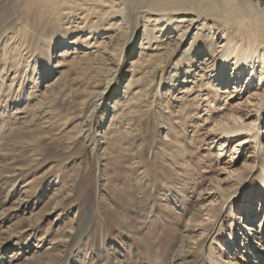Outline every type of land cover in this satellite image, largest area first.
<instances>
[{"label":"rangeland","instance_id":"1","mask_svg":"<svg viewBox=\"0 0 264 264\" xmlns=\"http://www.w3.org/2000/svg\"><path fill=\"white\" fill-rule=\"evenodd\" d=\"M127 1L130 6L137 0ZM224 1L220 0L219 9L212 13L216 14L213 25L218 33H230L234 54L242 56L249 49L247 40L236 35L233 8ZM249 1L264 11V0ZM198 2L188 0L189 7L183 12L187 14ZM39 7L28 6L26 0H0V49L5 34L15 31L19 23L37 26L39 18L33 21L31 16ZM144 13L137 9L138 19L132 23L139 35L133 38V49L126 51L107 90L102 91L103 83L97 81L103 72L96 66L110 57L102 49L104 44H111L107 46L110 51L115 45L108 25L105 34L88 40L92 48L81 47L82 37H88L82 32L68 36L70 40L78 38L73 46L53 50L50 65L56 69L26 85L25 95L30 93L26 110L24 104L16 110L15 101L1 105L0 100V115L4 117L3 122L0 119V264H174L170 249L174 242L169 238L173 230L178 235L182 228L183 221L179 225L177 219L183 220L195 210L200 192L206 194L204 204L226 205L214 232L206 237V264L216 258L229 261L235 252L233 262L253 264L247 252L256 245H250L248 237L245 244L249 246L243 252L247 234L243 226H251L255 243L263 239L264 244V230L259 232L261 220L264 222V94L256 97L264 87L252 85L253 80L247 85L246 76L240 85L242 95L228 98L222 94L224 87L206 86L209 80L201 81L200 70L188 67L184 60L189 47L185 42L163 66L155 67L156 58L150 53L157 48V41H151L149 49L142 42ZM148 29L167 42V36L150 25ZM252 42L254 53L245 67L254 61L258 66L264 34ZM223 44L218 42L213 58L189 54L194 64L205 60L210 71L206 70L207 79H213L217 72L214 64ZM96 47L101 54L92 53ZM33 52L36 55L37 51ZM0 58L2 65L1 51ZM24 60L22 68L26 65L27 73L39 69L33 57ZM135 61L139 64L131 74ZM16 72H3L6 89L10 85L17 89L22 74ZM94 88L101 90L100 103L87 119ZM84 103L88 109L82 107ZM230 114L236 115L240 126L252 122L259 126V144L250 137L244 146L249 134L232 139L233 134L226 145L227 154L217 157V144L211 145V140L223 132L221 119ZM32 117L36 160L30 166L19 165L16 161L28 156L25 151L30 148L26 146L27 133L22 130L19 137L15 132ZM82 123L95 148L82 137H73ZM9 126L15 128L7 134ZM21 146L26 149L20 153ZM144 192L147 198H143ZM58 200L61 205L52 210ZM201 220L204 222L203 216ZM233 227L234 241L230 237ZM200 234V230L194 234L197 241ZM104 249L107 259L101 262L98 254ZM201 262V258L189 256L186 264Z\"/></svg>","mask_w":264,"mask_h":264},{"label":"bare ground","instance_id":"2","mask_svg":"<svg viewBox=\"0 0 264 264\" xmlns=\"http://www.w3.org/2000/svg\"><path fill=\"white\" fill-rule=\"evenodd\" d=\"M219 2L220 0H214L210 2L208 0H199V2L196 3L187 14H185V8L189 7L188 0H137L133 5L130 6L128 5V1L124 2V0H26L28 6L32 7L34 6V4L40 5L38 11L33 13V16H31L33 21H36V18L39 19L37 26L27 24V26L25 27L24 25L19 23L18 28L15 31H12L10 33L8 32L4 36L2 47L0 49L2 57L4 56L3 64L0 65L1 105H7L8 103L15 101V104H17L16 110H19L22 104L25 105L26 110L29 106L28 101L30 100L28 98L30 96V93L28 95H25L26 85H30L32 81L36 82V80H39V78L46 73H53L56 69V67H52L50 65L52 59L51 53L53 52V50L59 49L60 46H73L76 39L78 40V38H75V40H70L68 36L79 34L82 32L88 34V37H86L85 39L82 37L83 41L82 44L80 43L81 47L82 45L84 47H88V45L90 44L88 40H96L95 36H98L99 34H105L104 32L107 30L106 26L108 25V30L110 29L111 32L114 33L113 38L115 39L113 43H115V45L114 47H111L112 50L110 51L108 49L110 48V43L106 42L104 44L102 42L101 44H104V46L102 47L104 53L106 52L110 57L113 56L112 58L114 60L111 58L112 62L108 61L110 60L109 57L108 60L104 61V63H100L98 66H96L98 70L103 72L102 78L98 79L97 81H102V91L107 90L114 81L113 79L116 74V69L120 66V63L125 57L126 51H128V49H133V38L139 35V30L137 32V30L133 28L132 23L133 20L136 21L138 19L137 9L144 10L145 12L142 15L144 24L141 27V33L143 36L142 42L145 41V45L148 44L145 49L150 46L149 44H151V41H153V43H155V40L157 41V45L154 46L157 48H153L154 50L152 49L150 53L151 57L156 58L155 60L157 62L155 64V67L163 66V62L175 50V48H177V46H179L181 42H185L188 43L189 47L186 46L187 49L184 52V60L188 64V67H197V69L200 70L198 71V74L201 78V81H204L205 79L209 80L208 83L205 84L206 86H214L217 87V89L224 87L221 90L222 94L227 95L228 98H232L235 95H242V86L240 85L244 84L246 76L249 77L247 85H249L250 81L253 80L252 85L256 83V86H259L261 84L260 88L264 87V52L260 53L258 56V58H260V60H258L257 62L258 66H256L255 61L252 63H247V67L244 66V64L248 62L247 60L249 59V57L254 53H252V48L254 46L252 41L257 40L259 36L263 37L264 11L258 9V6L253 4L249 0H245V2L242 4L239 0H226V3H229L227 5L233 8L231 11V18L236 17L233 20L234 25L237 27V32L235 33L241 38H245L249 47V49L244 50L242 56H237L234 54L235 50H233L230 45V33L227 31H221L220 33H218V31L215 29V26L213 25V19L215 18L214 16L216 14L212 15V13H215L219 9H217ZM148 25H150L154 30L156 29L158 34L167 36V42L151 35V32L148 29ZM78 36L79 35H77L76 37ZM172 40L175 41L174 44H170ZM220 40L222 41V44H224L221 47L222 50L219 51L220 55L215 60L216 63L214 64V68L215 71L217 70V72L213 76V79H207L206 70L207 72L210 71H208V66L205 67V60L200 61V63L197 62L199 65L196 63L194 64L192 62V59L189 58V54L194 52L195 56L200 54L205 58H213L215 49L219 48L216 45L218 44V42H220ZM95 45L96 44L94 42L93 47H95ZM142 47V45L139 47L140 50L142 49ZM94 49L96 50L92 53H98V55L101 54L99 53V49H97V47ZM35 50L37 51L36 55L33 52ZM24 56L27 57L24 58ZM31 57L36 60L35 65L39 66V69H35L27 73L28 69L27 67H25L26 65L24 66V68H22V64H24V59L27 60V58ZM232 61H234V63H231ZM133 63L135 65H131L133 67L131 74H133V70H135V67L137 68V65L139 64H137L136 61ZM16 67L17 70H19L17 72ZM259 68L261 69L258 76L257 71ZM13 70L16 72L15 75L21 73L22 76L23 74L26 75V78L22 76L20 77L19 82H17V89H14L12 85H10L8 89H6V85L4 84L3 72L8 73ZM33 76H35V78L37 76L38 78H34L33 80ZM129 86L130 82L125 87L123 95L126 94L125 92L127 90V87ZM252 90L253 89L250 88V91ZM100 91L101 90L98 91V89L94 88V98L93 100L91 98L92 101L89 104L90 107L88 103H84V105H82V107L85 108L89 107V109L87 108V119H91L93 117L94 111L97 109L100 103ZM263 94L264 90L262 92L260 91V93H256V97H260ZM235 116L233 114H230V119L229 117L224 119L222 118V126H224L225 128L223 132L221 131L218 136L214 137L211 140L213 141L211 145L217 144V149L219 152L217 157H221L222 155L227 154V151H225L226 145L230 136L233 134L235 136L232 137V139L240 136L245 132L249 134L244 139V146L250 143V141L248 140L250 137H252L254 141H257L259 144L257 134L259 126L255 125V122H252L247 126H240L237 124V117ZM0 119H2V122L4 121L2 113L0 115ZM33 120L34 119L32 117L31 121H29L23 129L19 130V132H15V135H18L19 137L22 136L21 132L25 131L27 133L26 142L28 145L26 146L27 148H30L29 150L21 146L20 153L26 149L25 153L28 152L29 155L26 157L23 156L21 159L16 161V163H18L19 165L23 164L30 166L36 160L38 149H35L37 141L35 137H33V134L36 130L31 126ZM38 127L42 128L41 124H39ZM13 128L15 127L11 126L7 134H10ZM5 134H3V137L5 136ZM73 137H82L83 141H89L88 143H90V145H93L91 142L93 138H90L89 130L87 129L85 123H82L78 127V131L75 135H73ZM93 146L95 148L96 145ZM93 150L94 149L92 148V152ZM137 181H139V179ZM144 193L145 196H143V198H147L148 194L146 192ZM204 195L206 194L200 192L195 205L196 208L192 213H188L183 218V220L182 217H179L176 221V223H179V225H181L180 222L183 221V224L178 235L176 231L173 230V234H175V236L171 234V237L169 238L174 242L170 247V249H172V252L174 253V264H186L189 256H191V258H201L202 262L200 264H206V259L203 257L205 255L204 253L207 239L206 237L214 232L215 224L217 223V220L219 219L222 211L225 210L224 207L226 205L224 203H222L220 207H217L216 204L206 205L204 204ZM63 198L64 197H61L60 201H62ZM58 201L52 207V210H55V208L61 205L59 204L60 201ZM202 216L204 217V222H202L201 220ZM210 218H212V221L209 220ZM39 219L40 217L37 218V220ZM261 221L262 224L260 226L261 229L259 230L260 233L264 230V222L263 220ZM172 226L174 227V229H177L176 224ZM243 227L245 228V233H247L244 237L243 252L247 251L248 249L249 244L247 245L245 244V242L249 237V239L251 240L250 245H256L254 248H250V250H252L251 252H249L250 250H248L247 252L252 256V263L256 264L257 254H259V264H264V244L261 243L263 239L261 240V242L255 243L254 234L252 232L250 233V231H253L252 229H250L251 226ZM199 230L201 232V237L200 240L197 241L194 234ZM235 232L236 228L233 227L230 237L234 236ZM260 235L262 236L263 234ZM232 238L234 237H231V239ZM105 251V249L104 251H99L100 254H98V257L100 258L101 262L102 259L103 261L107 259V254L105 253ZM101 253H104L105 255H101ZM234 254L237 255L238 253H231V258H229V261H224L217 258L216 260L210 259V264H238V262H233V260H236L234 259ZM209 261L207 262L209 263Z\"/></svg>","mask_w":264,"mask_h":264}]
</instances>
